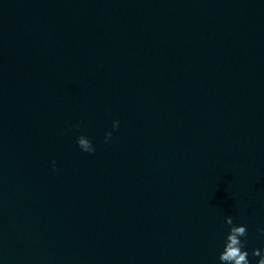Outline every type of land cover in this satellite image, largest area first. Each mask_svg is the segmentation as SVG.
Segmentation results:
<instances>
[{"label": "clouds", "instance_id": "9594fccd", "mask_svg": "<svg viewBox=\"0 0 264 264\" xmlns=\"http://www.w3.org/2000/svg\"><path fill=\"white\" fill-rule=\"evenodd\" d=\"M73 127L79 128L80 125L76 124ZM119 127V121L113 120L112 128L115 130ZM112 132L105 133V142L111 138ZM77 146L87 153H93L95 148L92 141L84 135H80L76 139ZM53 170H55V161H52ZM224 223L229 226V230L225 236L223 250L219 254L220 264H251L249 260V252L245 247V239L248 235L247 227L243 224L234 223L232 216H227ZM252 256L259 257L256 264H264V252L260 249H253Z\"/></svg>", "mask_w": 264, "mask_h": 264}]
</instances>
